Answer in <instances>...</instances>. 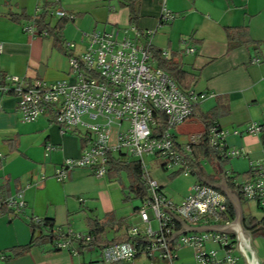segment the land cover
Returning <instances> with one entry per match:
<instances>
[{
	"label": "crops",
	"instance_id": "crops-1",
	"mask_svg": "<svg viewBox=\"0 0 264 264\" xmlns=\"http://www.w3.org/2000/svg\"><path fill=\"white\" fill-rule=\"evenodd\" d=\"M46 1L50 0H0L3 45L0 77L4 81L16 76L28 83H56L68 77L69 55L63 51L64 47L57 45L51 36L28 33L25 28L35 26L34 23L10 18L11 14L22 13L35 17ZM128 1L62 0L61 8L74 17L68 20L63 40L76 43L74 54H80L84 50L80 47L84 34L93 29L110 31L133 25L142 31H155L153 46L168 52L170 57L176 54L184 72L194 77L195 83L189 91L215 95L195 107L191 118L179 127L177 142L184 144L193 135L205 134L199 115L213 113L215 124L228 132L223 140L225 150L243 153L240 157L204 160L201 163L204 172L194 174V184L201 182L209 186L198 174L214 184H220V176L224 175L226 186L237 194L242 226L250 235L255 230L247 228V220L262 221L264 213L256 202L244 199L236 183L248 180L252 165L264 160V0H167L168 9L177 15L171 24L160 23L161 0H138L136 20L132 23L129 8L121 4ZM48 21L53 28L60 19L49 17ZM236 27H246L252 43L231 48L226 29ZM192 47L196 52L187 55L186 49ZM255 57L263 62L253 64ZM3 106L0 158L4 164L0 183L8 181L11 196L22 192L27 208L22 214L0 216V264H87L85 257L57 250L51 243L32 247L17 256L13 250L28 245L34 236L33 217L51 219L58 228L82 234L91 233L90 221H96L102 242L127 238L126 222L131 224V215L138 206L129 213L125 209L129 204V201L124 204L125 186H119L116 199V187L111 179H98L89 170H74L64 183L54 177L65 159L81 156L84 148L81 135L77 131H63L49 111L34 123H23L16 110V99L11 95L4 98ZM251 124L261 126L262 132L250 134L247 129ZM49 145L53 150L47 152ZM160 170L158 180L166 196L174 203L183 202L191 189L186 195L170 197L165 190V171L161 166ZM211 188L225 195L229 205L227 223L216 226H229L236 220L234 205L222 189ZM261 228L264 226L258 229ZM228 234L236 255L246 264L236 250V233ZM250 239L257 259L264 264V233ZM192 262V250L182 249L177 264Z\"/></svg>",
	"mask_w": 264,
	"mask_h": 264
},
{
	"label": "built area",
	"instance_id": "built-area-1",
	"mask_svg": "<svg viewBox=\"0 0 264 264\" xmlns=\"http://www.w3.org/2000/svg\"><path fill=\"white\" fill-rule=\"evenodd\" d=\"M50 1L54 6L49 17L74 20L61 8L62 0ZM161 6L160 23H173L177 15L168 9L167 0H161ZM25 30L35 36L47 35L35 26ZM154 36L155 31H142L133 25L110 31L93 29L84 34L81 41L84 50L80 54H74L76 43L66 42L68 77L56 83H28L16 76L6 78L0 84V113L4 110V98L11 95L16 99V110L23 123H34L49 111L63 131H77L87 141L79 158L65 159L57 168L54 177L61 183L77 169L89 170L96 178L103 179L109 175L112 158L137 161L142 166L149 199L141 202L131 215L140 219L141 226L124 221L127 241L97 247L92 246L96 238L91 234L56 227L54 234L59 240L54 244L55 249L68 251L73 256L83 250L100 249L106 264H133L142 256L153 263L177 264L179 252L189 248L193 252L191 264H243L228 233L190 230L165 240L183 228L163 209L186 226L198 228L227 223L229 205L225 195L201 182L192 186L183 202L174 203L149 170L146 158L156 157L163 160L161 169L165 172L178 168L183 175L192 174L193 146L202 135H193L186 143L179 144L176 134L198 104L215 96L183 92L165 71L158 69L150 52ZM2 51L0 43V54ZM195 52L194 47L185 51L187 55ZM162 56L170 58L166 51ZM262 62L257 57L252 60L255 65ZM159 114L167 118L166 128L162 130L157 120ZM247 130L250 134H260L263 129L251 124ZM227 134L214 124L208 132L210 147L219 157L242 156L240 150H225L223 140ZM46 150L50 152L53 147L49 145ZM236 185L244 199L256 202L264 211V160L254 163L249 179ZM6 206L13 213L22 214L27 208L23 193L10 196ZM41 220L33 217L31 222L39 225Z\"/></svg>",
	"mask_w": 264,
	"mask_h": 264
},
{
	"label": "trees",
	"instance_id": "trees-1",
	"mask_svg": "<svg viewBox=\"0 0 264 264\" xmlns=\"http://www.w3.org/2000/svg\"><path fill=\"white\" fill-rule=\"evenodd\" d=\"M137 1L138 0H129L128 2L121 3L123 6L125 7L127 6L129 8L132 23H135L136 20L135 4L137 3ZM53 6L54 5L51 3V1H46L43 5L41 13L36 15L35 17H30L22 13V14H11L10 18L13 21H17V22L21 20H26L34 23L36 29L40 33L46 32L47 33L46 36L53 37L57 45H61V48L64 47V50L63 49L62 50L67 53L65 47L66 42L63 40L64 39L63 32L68 23V20L60 19V22L55 27L52 28L48 20H49V11L51 10V8H53ZM226 33L229 39V43L231 44L230 45L231 48L252 43L249 37V31L246 27L227 28ZM150 52L152 54L153 61L156 67L160 70L165 71L183 92H187L193 87V84L195 83L194 77L184 72L182 63L176 54L171 55L169 59H165L162 56L163 50L157 49L154 46L150 48ZM2 83H4V78L0 77V84ZM157 120L159 124V129L160 130L165 129L167 125L166 116L164 114H159L157 115ZM199 120L205 126V134H203L200 141L193 146L194 159L191 165L192 174H196V172L202 174L204 172L201 164L204 160L206 159L213 160L216 159V157L217 158L219 157L218 153L210 147L208 142V132L216 122L215 115L213 113L201 114L199 115ZM81 138H82V142L84 143L83 145L85 147L87 145V141L82 136ZM3 164L4 161L3 159L0 158V169L3 167ZM121 173L126 174L129 180L128 190L136 196V199H139L141 202H143L146 199H149L148 187L145 183L144 178L142 177V166L139 162L121 161V159L112 158L108 176L115 177V176H119ZM179 174L182 175L183 173L176 172L171 176V178H174ZM126 191L127 188L126 187L123 188V194L125 196L124 201L128 202L130 201L131 198ZM10 196L11 193L9 190L8 181L6 183H0V216L13 213L12 210L7 208L6 206V201ZM90 225H91V233L89 234L93 235L96 238V241L92 244V246L107 247L128 240V238H123V239L113 240L110 242L107 241L102 242L100 239L101 230L98 229L97 222L90 221ZM261 226H264V220L262 221H257L254 219L247 220V228L249 230H256ZM55 228L56 226L54 224V221L51 219H42L39 225H32L34 236L31 242L26 246L15 248L13 250L14 253L18 256L28 252L32 247L41 245L43 243L55 244V242L59 240V237H57L54 234Z\"/></svg>",
	"mask_w": 264,
	"mask_h": 264
},
{
	"label": "rangeland",
	"instance_id": "rangeland-1",
	"mask_svg": "<svg viewBox=\"0 0 264 264\" xmlns=\"http://www.w3.org/2000/svg\"><path fill=\"white\" fill-rule=\"evenodd\" d=\"M80 47L83 49L82 44L80 45ZM146 162L148 164V167H149V170L151 171L152 176L159 182L158 175L160 173L159 171H161L160 166L163 160L156 158V157H149V158H146ZM178 170H179L178 168H174L166 172H163L165 173V176H166L165 178L167 179L166 180L164 178V180L166 181L165 190L167 191L170 197L186 195L189 192V190L192 188L195 182L194 174H191V175H183V174L180 175L179 174L175 176L174 178H171V176L175 174L176 172H178ZM108 178H111V183H113L115 185L114 187H116L114 188L115 190L114 194H115L116 199L118 198L119 186H125L127 188V193L130 195V198H131L130 201L128 202L129 204H127V206L125 207V209L129 210L128 213L131 212V210H134L136 206H139L141 204V201L139 199H136V196L128 190L129 180L125 173H121L119 176H115V177L108 176ZM124 204L126 205V202H124ZM260 211L264 213V211L262 210ZM149 215H150V218L153 219L151 212L149 213ZM136 223L140 224V226L142 225L138 217H134V216L131 217V224H136ZM153 226L155 228L157 227V223L155 221L153 222ZM79 255L80 257H85L87 259V264H104V262H102L103 260H102L101 252H99L98 250H93V252L90 250H83ZM135 264H153V262L150 259H148L146 256H142L138 258V260L135 261Z\"/></svg>",
	"mask_w": 264,
	"mask_h": 264
},
{
	"label": "water",
	"instance_id": "water-1",
	"mask_svg": "<svg viewBox=\"0 0 264 264\" xmlns=\"http://www.w3.org/2000/svg\"><path fill=\"white\" fill-rule=\"evenodd\" d=\"M203 182H205L207 185L210 187H215L222 189L226 195L228 196L229 200L231 203L234 205L235 208V214H236V220L234 223L230 224L229 226H207V227H198V228H193L186 226L180 219H178L176 216H174L171 212L163 209V211L168 212L171 214L177 221H179L182 225V230L179 233L174 234L170 238H166V241L172 240L176 235L187 232L190 230L193 231H209V232H221V233H236V239H237V245H236V250H238L241 255L244 257L245 263L246 264H261V260L257 259L256 257V251L251 248L250 246V237L259 234L260 232L264 233V228L261 229H256L255 231L251 232L249 235V232L244 230V227L242 226V211H241V206L240 202L238 200L237 194L235 191H231L225 184V178L224 175L220 176V184H214L211 182H208L201 178V176L198 174L197 175Z\"/></svg>",
	"mask_w": 264,
	"mask_h": 264
}]
</instances>
